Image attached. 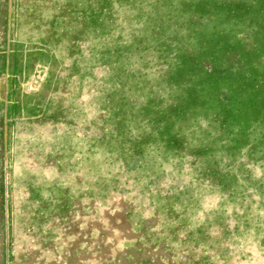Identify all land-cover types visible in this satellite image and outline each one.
Listing matches in <instances>:
<instances>
[{
	"label": "rangeland",
	"instance_id": "obj_1",
	"mask_svg": "<svg viewBox=\"0 0 264 264\" xmlns=\"http://www.w3.org/2000/svg\"><path fill=\"white\" fill-rule=\"evenodd\" d=\"M0 264H264V0H0Z\"/></svg>",
	"mask_w": 264,
	"mask_h": 264
}]
</instances>
